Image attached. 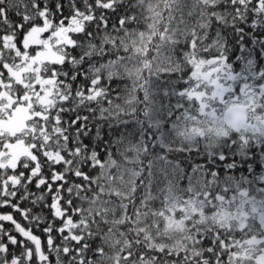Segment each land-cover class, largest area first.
Segmentation results:
<instances>
[{"label": "snow or ice", "instance_id": "6c2138e0", "mask_svg": "<svg viewBox=\"0 0 264 264\" xmlns=\"http://www.w3.org/2000/svg\"><path fill=\"white\" fill-rule=\"evenodd\" d=\"M114 257L264 264V0H0V264Z\"/></svg>", "mask_w": 264, "mask_h": 264}, {"label": "trees", "instance_id": "16d2710c", "mask_svg": "<svg viewBox=\"0 0 264 264\" xmlns=\"http://www.w3.org/2000/svg\"><path fill=\"white\" fill-rule=\"evenodd\" d=\"M166 20H167V17H165V22H166ZM159 23H161V21L157 20L156 24H159ZM155 27H156V25H153L154 29H155ZM124 39L130 41V46L132 44H140L142 42V39L140 37H136L135 39H133L130 36H125ZM143 40H147V36L143 37ZM129 108H131V106H129ZM130 168H131V166H129L127 169L122 167V171H129V176L127 178L119 181V183L121 185H123V188L111 187L110 189H106V191L110 190L114 194H118V196L120 198H123L125 195L131 196L132 193L130 191V185H134V183H135V174L131 173ZM105 176H107L106 172H105ZM108 183L109 184L112 183L110 177H108ZM101 211H103V209H101ZM142 219H143L142 216L137 217L138 221H140ZM122 222H123V218L120 221H117L116 223H114L112 225V227L115 229L116 225L119 223H122ZM37 234L39 235V233H37ZM158 235L161 237V243L158 245L159 247H179L180 246L179 239L177 236V232L174 229H172L170 225L168 228H166V229L162 230L160 233H158ZM165 236L170 237V241L168 243H166L163 240V237H165ZM105 240H106V242L109 243V248H108L109 252H111L116 247V245L118 243H125V241H123V239L118 241V240H116V238L114 236H106ZM114 259H115V257L113 259L105 258L104 264H114ZM121 264H123V262H121ZM150 264H151V262H150Z\"/></svg>", "mask_w": 264, "mask_h": 264}]
</instances>
